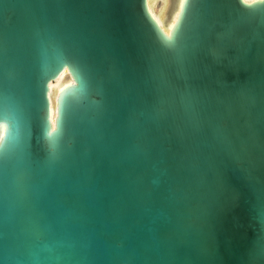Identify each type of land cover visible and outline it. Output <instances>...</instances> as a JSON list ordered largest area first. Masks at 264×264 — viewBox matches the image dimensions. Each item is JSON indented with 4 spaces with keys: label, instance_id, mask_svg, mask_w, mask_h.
<instances>
[{
    "label": "water",
    "instance_id": "obj_1",
    "mask_svg": "<svg viewBox=\"0 0 264 264\" xmlns=\"http://www.w3.org/2000/svg\"><path fill=\"white\" fill-rule=\"evenodd\" d=\"M170 23L0 0V264H264V0Z\"/></svg>",
    "mask_w": 264,
    "mask_h": 264
},
{
    "label": "bare ground",
    "instance_id": "obj_2",
    "mask_svg": "<svg viewBox=\"0 0 264 264\" xmlns=\"http://www.w3.org/2000/svg\"><path fill=\"white\" fill-rule=\"evenodd\" d=\"M152 1L153 0H147V5H148V9H149V11H150V13L152 14V16L156 19V21L159 23V25L160 26H162L163 28H164V31L166 32V33H168L169 32V29L171 28V26H172V23H170V24H168L166 27H164L163 26V16L161 17V19L159 18V17H157L155 14H154V12L152 11ZM244 1H246V2H250V1H252V0H244ZM165 2H166V6H167V0H165ZM165 9H166V7H165ZM165 12V11H164ZM174 20V19H173ZM66 73V71L64 70L62 73H60V75L53 81V82H51L50 84H49V92H50V97H52V98H54V94H55V96L57 95V92L61 89V87L59 86L60 84V82H61V79L63 78V75ZM55 82H57L55 85H54V83Z\"/></svg>",
    "mask_w": 264,
    "mask_h": 264
},
{
    "label": "rangeland",
    "instance_id": "obj_3",
    "mask_svg": "<svg viewBox=\"0 0 264 264\" xmlns=\"http://www.w3.org/2000/svg\"><path fill=\"white\" fill-rule=\"evenodd\" d=\"M151 6H152L151 8H152V11L154 12V14L161 19V17L164 14L165 7H166L165 0H153ZM56 83L57 82H55L54 85ZM55 94H54V98H55Z\"/></svg>",
    "mask_w": 264,
    "mask_h": 264
}]
</instances>
